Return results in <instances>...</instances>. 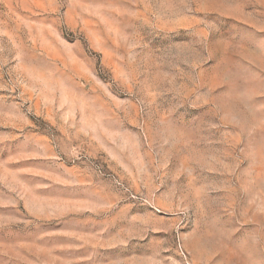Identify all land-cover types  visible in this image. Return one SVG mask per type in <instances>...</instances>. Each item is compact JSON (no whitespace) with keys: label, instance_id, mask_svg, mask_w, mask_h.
I'll return each mask as SVG.
<instances>
[{"label":"rangeland","instance_id":"rangeland-1","mask_svg":"<svg viewBox=\"0 0 264 264\" xmlns=\"http://www.w3.org/2000/svg\"><path fill=\"white\" fill-rule=\"evenodd\" d=\"M0 264H264V0H0Z\"/></svg>","mask_w":264,"mask_h":264}]
</instances>
